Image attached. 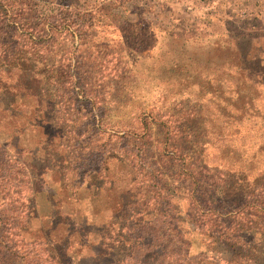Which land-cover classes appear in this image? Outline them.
I'll return each mask as SVG.
<instances>
[{"label":"rangeland","instance_id":"rangeland-1","mask_svg":"<svg viewBox=\"0 0 264 264\" xmlns=\"http://www.w3.org/2000/svg\"><path fill=\"white\" fill-rule=\"evenodd\" d=\"M9 3L32 30L0 47L40 36L45 96L12 100L0 59V263L153 264L177 239L188 264H264V0ZM225 196L246 201L210 231Z\"/></svg>","mask_w":264,"mask_h":264},{"label":"trees","instance_id":"trees-1","mask_svg":"<svg viewBox=\"0 0 264 264\" xmlns=\"http://www.w3.org/2000/svg\"><path fill=\"white\" fill-rule=\"evenodd\" d=\"M15 7L17 6L11 3L4 4V5L0 4V30L1 31L11 29V28L16 29L14 26H16L17 23H18L17 25H20L19 27H17V29L19 30H26L27 28L31 29V27L28 26V22L21 23L20 19L17 20L19 15H17V11L16 9H14ZM70 7L71 6L67 7V9ZM46 25L47 24H45V27H47ZM76 26L78 25L68 24L67 31L71 30L74 32H81V30L84 28L83 26H78V27ZM56 29L57 28H53L51 26H50V29L47 28V30L50 31L51 35H55L54 33ZM39 32H42L43 34H47V36L50 35V33H45L44 29L37 31L36 33H39ZM8 35H9V32H8ZM36 36L37 34L35 35L30 34L28 37L26 36L21 37L19 41L12 42L11 44H9V42L3 43V45H1L0 47V59L4 58L6 60H9V62L4 64V66L7 69H9V90H12L13 92L9 94L12 95V100H15L16 97H21V98L27 97L30 99H34V101L37 104H39V100L42 99V96H45L44 93L41 92L42 89H40V85L42 84L41 76L39 75V73H37V68L41 62V57H39V52L44 48V45L38 42V38L40 36L39 35L37 37ZM255 84L256 83H254V85ZM225 198H226L225 200H228V198L230 199L232 197L225 196ZM195 200L203 208H204V205L206 209L208 208L209 203L206 200H201L197 197ZM215 200L218 203V200L220 199H215ZM245 201H243L242 204L239 205L238 203H234L233 200H231L230 203H232V208H229L231 209L230 211H226V210H229L227 208L225 209H220L218 207H215L212 209L209 208L207 211L216 218V219L214 218V223L212 221H207L206 223L207 225L208 224L210 225V231H212L214 228L218 226H221L222 222H226V223L231 222L230 219H227L226 217H222V216L231 214L232 212L235 211L234 209L242 208V205L245 203ZM172 231L175 232V229L173 228ZM77 233L78 231L75 233L77 238L78 239L81 238V236L78 235ZM1 236L2 235L0 231V238ZM230 238L232 240H234L233 238L239 239V237L237 236L236 237L231 236L229 237V239ZM184 245L185 244L182 241L175 239V242L171 241L167 244V246L164 244H156V245H149V246L143 245L142 247L146 248V250L150 249L153 251L152 258H154V255L157 256V259L155 260L156 263H153V264H164V262L160 261L161 254H163L164 256H166L167 254V256L170 257L169 259L171 260L170 264H177V262L178 264H188L189 262L186 259L187 256L184 255L187 249H185V251H183L182 249ZM82 248H84L85 251H87L88 248H90V246L85 241V242H82ZM136 249L141 250V246ZM19 252L20 254L22 253V251L19 249L17 251L15 250L14 252L12 251L11 254L9 255L16 257V255ZM63 256L64 255L60 253V257L63 258ZM86 256H89V255H87L86 253ZM21 257L23 259V255H21ZM0 260H1V257H0ZM180 260H181V263H179ZM135 261H136V264H145L144 260L142 261L135 260Z\"/></svg>","mask_w":264,"mask_h":264}]
</instances>
